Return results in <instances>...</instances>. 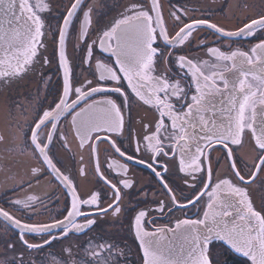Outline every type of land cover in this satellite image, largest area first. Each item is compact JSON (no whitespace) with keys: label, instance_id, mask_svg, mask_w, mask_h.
Returning <instances> with one entry per match:
<instances>
[{"label":"snow or ice","instance_id":"1","mask_svg":"<svg viewBox=\"0 0 264 264\" xmlns=\"http://www.w3.org/2000/svg\"><path fill=\"white\" fill-rule=\"evenodd\" d=\"M190 3L0 0V84L38 73L46 92L31 120L0 131V170L17 153L30 161L10 189L23 195L0 204V246L12 254L0 264H36L32 253L65 241L47 264L127 261L131 248L115 236H90L76 258L72 237L101 217L127 222L137 264H264V197L257 204L252 187L264 190V0L238 5L233 28ZM54 65L62 83L49 100L55 74L44 69ZM89 169L96 183L82 193L77 177ZM135 169L152 177L151 200ZM44 179L63 191L54 213L51 196L29 191Z\"/></svg>","mask_w":264,"mask_h":264},{"label":"flooded vegetation","instance_id":"2","mask_svg":"<svg viewBox=\"0 0 264 264\" xmlns=\"http://www.w3.org/2000/svg\"><path fill=\"white\" fill-rule=\"evenodd\" d=\"M60 3H65L66 0H59ZM123 2H126V0H123ZM248 3L250 5L256 6L261 3V0H191L190 6H195L197 8H205V9H211L213 11L212 20L215 23H218L220 25H227L225 27L227 28H233L237 24V18L240 17L243 12L238 5H242L243 3ZM107 3L109 5H112L114 3V0H107ZM165 9L167 10V0H164ZM235 4L236 6H234ZM235 7V10L229 11L230 8ZM255 10V8H254ZM119 9H116L112 11L109 15H106L103 17V19L100 20V26L103 27V25L107 24L110 21L111 16L117 15V12ZM233 14H235L233 16ZM165 15H167V12H165ZM197 15L199 13L197 12ZM231 19V20H230ZM223 21H230L234 25L233 27H230L228 24H222ZM221 22V23H220ZM231 23V24H232ZM211 39V37H209ZM49 53L52 51V46L49 44ZM69 54H72V48L71 45H69L68 48ZM78 63V61H76ZM45 73H53L55 74L53 76V79L56 78V81L52 79L51 84L47 86V96L48 99L51 100L52 96L55 95L56 90L58 87V80H60V85L62 83V73L58 70V68L54 65L51 68L44 69ZM75 72L79 73L80 69L75 68ZM36 76V77H34ZM20 83V84H19ZM46 95L45 92V86L41 82V78L38 75V73H29L17 83V85L12 86L8 88V93L5 96L6 97V104L8 108V122L15 117L16 119L20 120L21 123H23L25 120H31L33 116L32 108L29 107L30 104H34L36 107L39 106L40 101L44 99ZM18 104L24 105V110H22L20 107H18ZM141 115L143 114L142 109L137 110ZM133 115H136L134 112ZM71 140V137H70ZM71 149L72 152L78 151L77 146L75 143H71ZM57 155H59L61 158L64 159L65 164H70L71 161L67 159L69 156V153L65 152L61 148H57ZM1 154V153H0ZM218 154V153H217ZM17 156H22L25 160L20 163V166H18L19 161L17 158H11L14 163L12 165L11 170H0V204L3 203V201L8 198L15 195L22 196L23 193H13L10 191L12 184L15 180H18L20 177L25 176V173L27 172V169L29 167L30 161L26 156L15 154ZM135 179L138 182L137 187L142 188L144 192L148 193V199H152V193L155 191V187L152 183V177L149 175L147 171L141 172L139 169H135ZM14 178V179H13ZM77 181L79 183V190L82 193H86L89 190H91L95 183H96V176L94 172L89 169L86 177H77ZM32 193L45 196L46 194L48 196H51V200H47L46 203H48V206L50 209L53 210V213L55 212V209L62 208L64 206V195L62 189L58 188L55 183H49L48 179L41 180L39 185H33V187L29 190ZM254 194L257 196V193L261 199V196L263 193H261V190H258L256 193V190L253 191ZM253 194V196H254ZM56 197H59V201H56ZM131 199H135V194ZM260 201V200H259ZM127 204V200L125 201ZM150 206V205H149ZM16 215H20L19 213H16ZM176 215L180 216L181 213L177 212ZM49 220V215L47 213L36 216L33 220L29 222H47ZM166 221L161 220L160 223H164ZM4 231V225L0 223V233H3ZM11 235V233H8ZM90 236H95L98 240L102 237L108 238L115 236L116 239L121 240L122 243H126L129 248H131V251L127 253L128 260L127 261H121V264H137V254H138V247L137 243H134V237L133 235L128 231L127 228V222L125 221L123 226L120 224H113L112 219L110 217H101L97 220V226L94 232L89 233L88 235H80V236H73L71 243L73 245H79V248L74 247L73 251L76 253V258L79 259L80 256L83 255L82 248L85 246V242L90 238ZM69 241H65L63 243H56L55 246L51 249H46L45 252L36 254L32 253V256H36V264H41L42 259L47 257V259H44V264H47V260L50 259V257L47 256L49 252L58 253L61 256H64L65 254L62 252V249L67 246ZM11 253L5 254L4 249L2 246H0V259L4 258H11ZM26 259H31V256H29L28 253H25Z\"/></svg>","mask_w":264,"mask_h":264},{"label":"rangeland","instance_id":"3","mask_svg":"<svg viewBox=\"0 0 264 264\" xmlns=\"http://www.w3.org/2000/svg\"><path fill=\"white\" fill-rule=\"evenodd\" d=\"M234 6H236L235 4H233ZM232 7V8H230L229 9V11L231 10V11H233V10H235V7ZM113 16H116V15H113ZM113 16H111V18H110V20L112 19V17ZM231 20V19H230ZM221 23V22H220ZM228 24L230 27H233V23L232 22H228V21H223L222 22V24ZM232 23V24H231ZM224 24V25H225ZM225 26H227V25H225ZM50 48V47H49ZM49 51H50V49H48ZM200 55H203V52H200L199 53ZM34 77H36V76H34ZM54 81H56V78L55 79H53ZM19 81H21V80H19ZM19 81H17L15 84H13L12 86H15V85H17V83L19 82ZM20 84V83H19ZM4 86V85H3ZM12 86H10V87H12ZM9 87V88H10ZM58 87H60V80H58ZM0 88H1V90H4L5 88H3L2 86H0ZM7 93H8V88L6 89V91H1L0 92V131H5L6 130V128H7V125H8V116H9V113H8V108H7V104H6V95H7ZM3 149H4V146L3 145H0V153L1 154H3ZM240 153L242 154V155H244V154H247L249 157L251 156V155H253V153H251L250 152V150H249V148H248V145L247 144H245L241 149H240ZM18 157V158H17ZM16 157V155H13L11 158H17V160L19 161V163H18V166H20V163L21 162H23L25 159L24 158H22V156H17ZM0 178H1V175H0ZM253 187V191H255L256 190V193H257V191H258V188H259V186L258 185H253L252 186ZM261 193H263V195L261 196V197H264V190H261ZM253 194H254V192H253ZM258 198H260L259 197V195H258V193H257V196L254 194V199L256 200V202H257V204H259L260 203V199L258 200Z\"/></svg>","mask_w":264,"mask_h":264},{"label":"water","instance_id":"4","mask_svg":"<svg viewBox=\"0 0 264 264\" xmlns=\"http://www.w3.org/2000/svg\"><path fill=\"white\" fill-rule=\"evenodd\" d=\"M49 49V48H48ZM19 81V80H18ZM17 81L11 83V84H0V86H2L3 88H5L4 90H1L0 88V92L1 91H6L7 88H9L10 86H12L13 84H15ZM4 85V86H3Z\"/></svg>","mask_w":264,"mask_h":264},{"label":"bare ground","instance_id":"5","mask_svg":"<svg viewBox=\"0 0 264 264\" xmlns=\"http://www.w3.org/2000/svg\"><path fill=\"white\" fill-rule=\"evenodd\" d=\"M178 216V215H177Z\"/></svg>","mask_w":264,"mask_h":264}]
</instances>
